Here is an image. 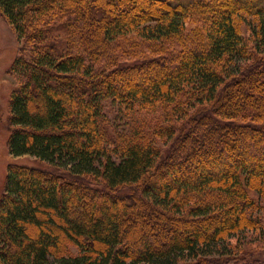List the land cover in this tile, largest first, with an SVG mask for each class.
I'll use <instances>...</instances> for the list:
<instances>
[{
	"label": "trees",
	"instance_id": "16d2710c",
	"mask_svg": "<svg viewBox=\"0 0 264 264\" xmlns=\"http://www.w3.org/2000/svg\"><path fill=\"white\" fill-rule=\"evenodd\" d=\"M0 12L6 147L32 157L7 164L0 264H264V0Z\"/></svg>",
	"mask_w": 264,
	"mask_h": 264
},
{
	"label": "rangeland",
	"instance_id": "374dc122",
	"mask_svg": "<svg viewBox=\"0 0 264 264\" xmlns=\"http://www.w3.org/2000/svg\"><path fill=\"white\" fill-rule=\"evenodd\" d=\"M19 43L20 40L17 38L14 29L8 24L0 12V194L2 193L4 176L8 162H32V157L30 156L16 158L9 156L6 147V136L9 132V126L7 124L9 96L12 88L17 84L16 78L10 72V66L18 51L17 48ZM145 77L146 76L144 75L142 78H139L138 76L136 78H132L131 81L141 83L145 81ZM159 181L163 182L164 180L159 179ZM94 199H98V194H95ZM262 204H264V202ZM258 212H263L261 215H264L263 209ZM66 252L74 254L78 252V249L76 246L66 244ZM261 255L263 258L264 253Z\"/></svg>",
	"mask_w": 264,
	"mask_h": 264
}]
</instances>
